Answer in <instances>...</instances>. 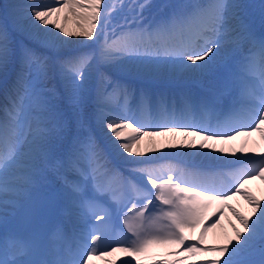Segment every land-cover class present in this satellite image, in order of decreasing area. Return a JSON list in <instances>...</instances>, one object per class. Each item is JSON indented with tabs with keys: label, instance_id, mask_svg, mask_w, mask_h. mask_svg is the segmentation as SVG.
Masks as SVG:
<instances>
[{
	"label": "snow or ice",
	"instance_id": "6c2138e0",
	"mask_svg": "<svg viewBox=\"0 0 264 264\" xmlns=\"http://www.w3.org/2000/svg\"><path fill=\"white\" fill-rule=\"evenodd\" d=\"M125 7L130 15L116 20L114 14ZM252 7L257 6L241 0H164L158 5L152 0H26L9 5L11 24L0 21V74L5 83L10 69L12 74L6 103L0 105V264H92L97 254L119 250L135 257L153 245L172 246L175 251L166 255L182 257L161 264H187L198 255L205 259L193 264H264V201L245 187L249 179L264 180V153L256 159L243 149L240 155L233 151L237 162L252 163L219 187L203 180L211 165L201 169L194 160L231 162L212 141L252 132L264 139V31L257 34L248 11ZM258 7L264 26V2ZM151 8L157 15L149 18L145 12ZM65 10V23L70 15L79 31H68L53 19ZM16 33L36 46L16 39ZM71 38H87L99 47L65 54L62 49L74 42ZM225 45L231 46V56L222 54ZM104 66L125 79H113L101 71ZM213 73L218 75L205 79ZM129 80L185 86L171 94L137 90ZM188 82L199 83L202 94H194ZM133 99L138 101L135 110ZM170 133L183 139L150 150L159 156L146 157L140 150L144 137ZM168 156L191 163L193 170L168 165L161 174L154 162ZM110 157L131 165L127 176ZM137 178L151 188L139 186ZM102 193L117 203L125 193L129 199L144 196L142 207L133 204L128 210L134 215L125 213L124 227L133 237L126 247H102L103 229L112 219L96 203ZM237 195L252 206L251 216L226 203ZM213 203L220 207L206 216ZM53 206L68 217L91 214L100 223L73 247L62 224L45 232L35 226ZM150 206L154 212L146 216ZM224 208L243 232L232 224L233 238L205 245ZM198 227V235L186 234Z\"/></svg>",
	"mask_w": 264,
	"mask_h": 264
},
{
	"label": "bare ground",
	"instance_id": "6f19581e",
	"mask_svg": "<svg viewBox=\"0 0 264 264\" xmlns=\"http://www.w3.org/2000/svg\"><path fill=\"white\" fill-rule=\"evenodd\" d=\"M11 2H16L17 4H23L26 2V0H11ZM35 2L37 4H44V3H53L54 0H35ZM163 2H164V0H152V3L154 5H158V4H161ZM253 2H254V0H247L246 4L257 6V7L249 8L248 11L250 12V14L252 16V19L254 20V28H255L257 34H259L262 31H264V26H262L260 23V10H259L258 5H260L262 2H264V0H256L255 3H253ZM107 3L112 4L113 0H107ZM126 3H127V0H126ZM55 6L59 7L60 5L56 4ZM3 9H5V7L0 5V12ZM65 14H66V10L60 12L58 17L53 16V19H57L58 22L63 24L68 31H79V29L76 26L75 19L73 17H71L70 15L68 16V20L65 23V20H64ZM124 15H130V13L128 12V9L126 7L114 14L116 20L121 19ZM145 15L149 16V18H151V16L157 15V10L155 8L148 9V10H146ZM145 22H147V21H145ZM10 24H11V21H10ZM15 36H16V39H22L27 44H29V46L35 47V45L31 41H29L24 35H22L20 33H16ZM66 39H68V38H66ZM71 39L74 42L69 44L65 49H62V51L65 54L68 52H73V53H75V52H90V51H93L95 49H98V47H99V45L96 44L93 40H88L87 38H71ZM77 40L79 41L78 43L75 42ZM103 40H104V37L101 36L100 37V43H103ZM229 47H230V45H225V47L223 49L225 50L226 48H229ZM222 53H224V52H222ZM101 71L107 72V74L109 76H111L113 79H125L124 76H122L120 73H117L115 71V69L112 68L111 66H104L101 68ZM215 75H218V73H213L210 76L206 77L205 79L206 80L213 79L215 77ZM2 80L4 81V77H3V74H0V84H2V85L6 84V86L11 84V82H12L11 69L9 70V78H8L7 83H5V81L2 82ZM129 82L137 90H139L141 88H150L154 91L165 90L171 94L178 93L179 90L185 86V85H177L175 83L168 82V81H150V80L135 81V80H129ZM93 83L94 82H90V86ZM186 86L189 87L190 89L192 88L194 94H196V95L202 94V90H201L199 83L188 82V84ZM0 89H1V86H0ZM137 103H138V101L136 99H133L131 101L130 106L133 108V110L136 109ZM92 110H93V108H92V105L90 104L89 112H91ZM90 126H91L92 130L95 132V134L97 136V140L100 143L101 147H103L104 146V139L101 136L98 128L96 127L95 122L90 121ZM87 131H88V128H85L82 130L83 134H87ZM253 138L260 139L261 141L264 142V139L261 138L260 132H252V134L249 136L239 135V136H236L234 139H231V140H217V141H212L210 143H212L215 148H223L225 150L224 155L226 157H228L229 161H232L231 160L232 159L231 153L233 151H236L237 155H240L239 150H241V149H243L244 154H247L249 156L255 157L258 155L259 150L257 151V154H255L257 148L254 146V144L252 142ZM182 139L183 138L179 133H170V134H167L165 136L144 137V139L141 141L139 148L141 151L145 152L146 157L149 155L159 156L160 155L159 152H151L150 150L151 149H161V148H163L162 145H165V143H168L170 141H174V142H176V144H179L182 141ZM189 139L195 140L197 144H199L201 142L200 137H189ZM179 150H180L179 148L176 149V151H179ZM213 155H216V154L213 153ZM110 158L112 160V164L115 165L116 167H118L117 164L119 162H123L119 158H115V157H110ZM194 160H195V163H207L208 165H211V166H213L215 163H218L219 166H222L225 163H227L224 161H210V160H207L203 157L194 158ZM235 160H236V157H234V161ZM185 162H187V161H185ZM169 165H175L177 168L179 167V164L176 163L175 161L170 162ZM156 166L158 167V164H156ZM181 166H182L181 169H183L186 172L193 170V169L186 167L183 164H181ZM238 168L239 167L236 168V171H238L240 169V168L239 169ZM163 171H164V173H166V166L163 169ZM214 171L215 170L212 169V171H210V172L214 173ZM221 171L230 172V174H231V171L229 169H226V168H222ZM210 172H209V174H210ZM208 181L211 183H215L213 179H210ZM218 182L222 183V185L225 186V183H227V185L230 183V178L227 179L226 177H222ZM138 183L141 184L140 178H139ZM245 187L253 195L257 194L256 197H258L257 198L258 200L264 201V180H261L259 178L249 179V180H247ZM153 192H155V191L153 190ZM142 197H144V196L142 195ZM234 202H236L237 204H239L241 206V211L243 212L242 215L251 216V214L253 212V208L251 205L248 204V202L243 198V196L237 195V196L233 197L232 199L228 200L226 203L232 205V207L235 208V206L233 205ZM159 203L160 202L158 201V204ZM213 204H214L213 211H215L218 207H220V205L218 203H213ZM161 207H163V205H161ZM209 209H212V206ZM80 217H81L80 214L74 213L71 217L65 216V222H67V223L73 222L75 225L76 223L79 222ZM229 222H231V223H229ZM232 224H235L236 228L239 229L241 232H243V227H242V225H240L239 221L236 220L235 216H233L232 213L227 208H224V214H223V216L220 217L219 224L217 225V227L215 229H211L206 234L204 243H207V244L210 243V245H214V244H217L218 242L225 243L228 239L233 238L235 233L231 227ZM112 227H115L117 229L115 231V235H119V238L122 235H125L126 239H129L130 241H131V239H133L131 233L127 232V229L124 227V224H122L120 222V219H118V214H113L112 224L110 226H107L106 233H109ZM124 247H126V246H124ZM164 247H168V246H164ZM117 249H119V248H117ZM153 251H159V245H153L152 247H150L148 249L147 252L140 254L138 256H135V257L128 256L123 251L117 250V251L112 253V259H110L112 261L109 260L108 256H100L99 254H97L98 256L96 258L92 259V264H121L122 261H131V264H137V262H139V264H143V263H147L146 261L152 258L147 253L153 252ZM168 251L172 252V249H170L168 247ZM207 256H209V255L207 254ZM199 257H200V259H205L204 255H199ZM143 261H145V262H143Z\"/></svg>",
	"mask_w": 264,
	"mask_h": 264
},
{
	"label": "rangeland",
	"instance_id": "374dc122",
	"mask_svg": "<svg viewBox=\"0 0 264 264\" xmlns=\"http://www.w3.org/2000/svg\"><path fill=\"white\" fill-rule=\"evenodd\" d=\"M11 1V0H10ZM243 2L245 3L246 2V0H243ZM11 4H13V2H10ZM15 4V3H14ZM8 11H11L9 8H8ZM11 18H8V22H9V24H10V20ZM22 40V39H21ZM25 42V41H24ZM26 43V42H25ZM36 46V45H35ZM227 49H229V48H227ZM227 49H226V51H227ZM222 51V50H221ZM226 51H224V52H226Z\"/></svg>",
	"mask_w": 264,
	"mask_h": 264
}]
</instances>
